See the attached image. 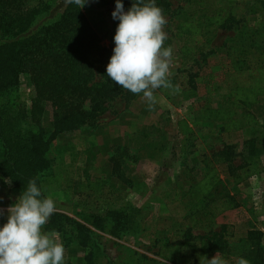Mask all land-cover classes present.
<instances>
[{
    "label": "rangeland",
    "instance_id": "374dc122",
    "mask_svg": "<svg viewBox=\"0 0 264 264\" xmlns=\"http://www.w3.org/2000/svg\"><path fill=\"white\" fill-rule=\"evenodd\" d=\"M44 1L48 9L37 15L21 38L54 22L69 5L65 0ZM167 4L165 46L174 49L169 79L173 86H179L178 91L156 90L157 103L151 109L142 94L128 104L116 99L98 116L94 127L79 119L59 123L50 108L44 109L40 116V128L49 139V168L41 175L38 186L56 201V213L94 233L93 247L88 250L65 246L57 232L66 249L65 264H194L196 261L202 264L196 245L171 237L172 226L180 222L183 206L168 200L176 190L180 194L186 192L192 182L213 166L221 178L219 189L231 194L239 206L221 215L211 230L217 231L220 224H231L236 238L248 230L259 231L264 252V217L261 222L254 221L260 213L264 214V199L260 205L254 199L255 188L261 189L264 198V171L256 175L261 176L257 182L253 176L236 184L234 177L238 173L228 174L224 166H219L226 153L234 165H239L242 153L252 141L264 163V96L249 110L237 112L239 116L252 114L251 127L226 133L221 124L206 117V108L226 105L223 98L226 88L206 98L201 88L190 92L187 77L218 72L220 63L233 54L251 68L259 63L264 66V0H167ZM115 7L116 0H90L82 9L78 6L99 35L101 45L113 50L119 24L112 17ZM216 9L228 15L227 27L207 30L198 52L181 60L180 42L176 38L178 21L200 19L203 28L207 22L204 15ZM6 38L0 34V45L7 42ZM31 97L28 78L21 76L9 106L28 108ZM113 147L123 152L124 182L111 176L109 158ZM52 176L57 177V184L46 183ZM5 181L0 175V208L5 210L0 226L7 222V208L23 193ZM107 209L125 210L136 227L124 236L114 237L87 223L89 215H102ZM203 233L199 230L194 235Z\"/></svg>",
    "mask_w": 264,
    "mask_h": 264
},
{
    "label": "trees",
    "instance_id": "16d2710c",
    "mask_svg": "<svg viewBox=\"0 0 264 264\" xmlns=\"http://www.w3.org/2000/svg\"><path fill=\"white\" fill-rule=\"evenodd\" d=\"M123 3L124 8H131L134 0H123ZM156 3L164 11L168 7L167 0H156ZM47 9L44 0H0V34L7 37V42L0 45V102H3L0 103V175L21 193L33 178H37L39 185L41 175L49 168V139L40 128L44 109L50 108L59 123L79 119L94 127L95 120L106 111L109 103L120 98L128 104L137 97L107 76L113 49L101 45L99 35L76 4H69L54 22L21 38L37 15ZM201 10L205 12L204 8ZM222 13L220 9L206 13L207 22L203 28L200 19L178 21L176 38L180 42L181 60L198 52L207 30L227 27L228 15ZM21 76H26L30 85L32 97L28 108L16 104L9 106ZM187 77L190 92L201 88L206 98L226 88L223 97L226 105L206 108V117L221 124L222 131L232 133L252 126L251 113L239 116L237 112L249 110L264 96L263 65L259 63L251 68L233 54L220 63L218 72L188 74ZM119 150L113 147L109 158L111 176L124 182L123 152ZM261 157L252 141L242 153L239 165H234L227 153L218 165L224 166L228 174L237 172L234 181L239 184L262 171ZM220 182L213 166L192 182L186 192H172L173 197L168 202H177L183 209L180 222L172 226L171 237L196 245L202 264H207V259L217 252L228 264H236L241 257L250 264H264L261 232L248 230L236 238L231 224H220L217 231L211 230L221 215L239 206L231 194L219 189ZM46 183L57 184V177L48 178ZM131 217L125 210L107 209L102 215H89L87 223L120 237L136 227ZM207 229L209 231L205 232ZM53 230L61 235L65 246L76 245L88 250L93 247L91 229L60 213L55 212L45 226V231ZM199 230L203 235H194Z\"/></svg>",
    "mask_w": 264,
    "mask_h": 264
},
{
    "label": "clouds",
    "instance_id": "9594fccd",
    "mask_svg": "<svg viewBox=\"0 0 264 264\" xmlns=\"http://www.w3.org/2000/svg\"><path fill=\"white\" fill-rule=\"evenodd\" d=\"M90 0H65L81 9ZM119 24L115 47L107 65V76L133 94H142L149 109L157 103L156 90H179L169 79L174 49L165 46L168 23L156 0H134L125 11L123 0H116L112 13ZM10 183L9 180L5 181ZM2 199V198H0ZM7 222L0 226V264H65L66 249L57 232L44 226L57 211L56 201L45 195L37 178L29 181L16 202L7 208ZM5 210L0 208V217ZM207 264H228L219 252ZM236 264H250L241 257Z\"/></svg>",
    "mask_w": 264,
    "mask_h": 264
},
{
    "label": "crops",
    "instance_id": "0c3cea01",
    "mask_svg": "<svg viewBox=\"0 0 264 264\" xmlns=\"http://www.w3.org/2000/svg\"><path fill=\"white\" fill-rule=\"evenodd\" d=\"M262 164V171H264V163H261ZM264 174V173H263ZM263 174H262V176H263ZM261 176H255V182H257V181H259L261 178H260ZM254 194H255V203L257 204V205H260V201L262 200V199H264L263 197H262V193H261V189L260 188H255L254 189ZM259 216V218L258 219H255L254 221H260L261 222V220H263V217H264V214H261L260 213V215H258Z\"/></svg>",
    "mask_w": 264,
    "mask_h": 264
}]
</instances>
